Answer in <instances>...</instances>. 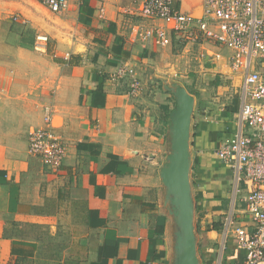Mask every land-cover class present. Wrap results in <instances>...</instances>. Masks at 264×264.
<instances>
[{"label":"crops","instance_id":"crops-1","mask_svg":"<svg viewBox=\"0 0 264 264\" xmlns=\"http://www.w3.org/2000/svg\"><path fill=\"white\" fill-rule=\"evenodd\" d=\"M135 1L72 0L56 13L38 0H0V264H173L161 171L176 98L166 85L188 51L135 37L138 25L162 23L125 13ZM175 1L187 13L203 6ZM38 34L49 37L44 52ZM213 48L224 57L202 63L211 92L200 87L195 98L191 184L200 264H229L245 254L234 228L251 232L254 222L246 184L216 155L236 131L243 77L227 49ZM120 63L135 69L140 93H129V77H113ZM48 113L67 148L58 169L28 151ZM233 178L229 193L222 186Z\"/></svg>","mask_w":264,"mask_h":264},{"label":"built area","instance_id":"built-area-1","mask_svg":"<svg viewBox=\"0 0 264 264\" xmlns=\"http://www.w3.org/2000/svg\"><path fill=\"white\" fill-rule=\"evenodd\" d=\"M38 1L59 13L67 10L72 0ZM124 12L162 22L150 27L138 25L132 30L135 37L145 42L152 38L160 47L175 42L182 51L196 49L202 61L222 59L224 54L213 47L225 48L231 71L242 74V105L235 118L236 131L220 141L216 155L233 171L238 183L246 184L243 201L254 222L251 232L243 226L234 228L238 246L245 254L229 264H258L264 260V0H203L199 17L182 11L175 0H140L136 6L125 7ZM48 41V35L38 34L36 49L44 52ZM113 77H129L132 95L143 87L135 69L127 63H120ZM51 121L48 113L45 126L31 129L28 151L44 165L58 169L67 148L52 130Z\"/></svg>","mask_w":264,"mask_h":264},{"label":"water","instance_id":"water-1","mask_svg":"<svg viewBox=\"0 0 264 264\" xmlns=\"http://www.w3.org/2000/svg\"><path fill=\"white\" fill-rule=\"evenodd\" d=\"M199 10L202 11V6ZM166 87L176 98V106L170 114L171 151L161 171L166 187V203L170 206L169 211L175 222L173 264H200L194 222L195 201L190 178L191 120L195 96L177 81Z\"/></svg>","mask_w":264,"mask_h":264},{"label":"rangeland","instance_id":"rangeland-1","mask_svg":"<svg viewBox=\"0 0 264 264\" xmlns=\"http://www.w3.org/2000/svg\"><path fill=\"white\" fill-rule=\"evenodd\" d=\"M134 3L135 4L133 6L138 5L139 0L135 1ZM200 13L201 12H200L199 8H197L193 12V14L198 16V17L201 15ZM176 51H177L176 48L172 49L173 54L176 53ZM197 51L198 50H196V51L190 50L189 52H181V53H185V54H182V56H184L183 63H182V66H180V68H179L178 74L173 78L177 79V81L180 84H182L188 91H189V88H192V87H194L195 89H199L200 87L201 88L205 87L206 88L205 93H206V95H208V93L211 92V89L208 88V87H210V83L208 80L206 82H204L201 79L203 77V75L200 74V71L203 68L202 67L203 61L199 60ZM202 93H204V92L202 91ZM202 93H201V95H203ZM194 96L197 100L198 98L196 97V95H194ZM190 178H191V171H190ZM234 182L235 181L233 178L231 181L224 183L222 186L223 189H225L226 191H229V193H231L233 190L235 191V189L232 186V184Z\"/></svg>","mask_w":264,"mask_h":264},{"label":"trees","instance_id":"trees-1","mask_svg":"<svg viewBox=\"0 0 264 264\" xmlns=\"http://www.w3.org/2000/svg\"><path fill=\"white\" fill-rule=\"evenodd\" d=\"M217 84V83H216ZM189 92L196 95L197 98H199L201 96V93L198 89H195L194 87L189 88ZM213 228L214 229H220L219 223H214L213 224Z\"/></svg>","mask_w":264,"mask_h":264}]
</instances>
